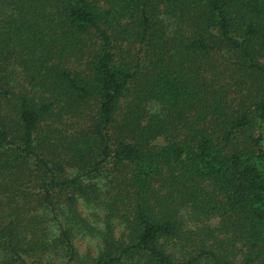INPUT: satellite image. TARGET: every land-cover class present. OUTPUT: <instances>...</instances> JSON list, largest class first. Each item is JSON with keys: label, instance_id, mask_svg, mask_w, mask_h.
I'll list each match as a JSON object with an SVG mask.
<instances>
[{"label": "trees", "instance_id": "1", "mask_svg": "<svg viewBox=\"0 0 264 264\" xmlns=\"http://www.w3.org/2000/svg\"><path fill=\"white\" fill-rule=\"evenodd\" d=\"M0 264H264V0H0Z\"/></svg>", "mask_w": 264, "mask_h": 264}, {"label": "rangeland", "instance_id": "2", "mask_svg": "<svg viewBox=\"0 0 264 264\" xmlns=\"http://www.w3.org/2000/svg\"><path fill=\"white\" fill-rule=\"evenodd\" d=\"M153 108L156 109V106H153ZM83 212H84V215H87V213H86V211H84V209H83ZM188 227L190 229H192L194 233L198 234L199 238L202 237L201 233H199L198 230H197L196 224H194V225L193 224H189ZM198 227L199 228H203V225L200 224V225H198ZM95 244L96 243L94 241H88V240H83V241H80V242L78 241V246H79V249H80L81 252L86 251L87 248H89V247L91 248Z\"/></svg>", "mask_w": 264, "mask_h": 264}]
</instances>
